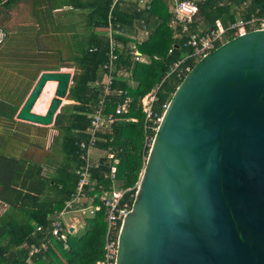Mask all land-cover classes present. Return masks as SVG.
<instances>
[{"label":"water","instance_id":"obj_1","mask_svg":"<svg viewBox=\"0 0 264 264\" xmlns=\"http://www.w3.org/2000/svg\"><path fill=\"white\" fill-rule=\"evenodd\" d=\"M55 82L44 113L33 111ZM72 83L42 71L15 118L49 126ZM115 264H264V29L195 62L163 111Z\"/></svg>","mask_w":264,"mask_h":264},{"label":"trees","instance_id":"obj_2","mask_svg":"<svg viewBox=\"0 0 264 264\" xmlns=\"http://www.w3.org/2000/svg\"><path fill=\"white\" fill-rule=\"evenodd\" d=\"M13 1L6 0L4 5H10ZM68 2L75 9L87 10V32L75 44L76 51L68 58L77 68L67 94V98L73 102L63 106V111L54 120V126L60 132L62 156L52 165L54 154L50 150L46 157L51 161L46 162V165L52 169L43 174L44 164L0 152V202L7 205L5 212L0 215V264H24L27 259L32 264H96L104 257L106 222L103 206L93 216L84 219L80 232H66L65 240L51 235L53 218H50V215L61 210L64 201L76 190V170L82 163L80 154L83 151L79 144L87 139V115L92 112L100 91L96 83L104 76L101 66L106 60L108 39L94 29L106 26L109 17H112L114 23H119L120 28L125 27L127 31H133L134 23L143 19L146 25H137L145 26L150 31L147 38L137 45L138 50L148 57L147 62H132L129 50L124 47L119 50V68L123 72H130L133 84L129 83V77L114 76L110 86L111 94L120 90L132 102L129 113L119 116L121 120L114 125L112 135L106 134L107 141L97 144L100 148L108 149L111 146L120 158L117 168L118 185L128 188L121 204L126 202L131 206L133 202L150 147L146 145L145 136L147 133L153 138L155 134L145 130V115L140 105L137 106V101L157 86L152 109L162 113L163 104L169 102L176 87L187 74L185 67L192 68L195 64V59L190 57L181 62L175 71L171 70L175 62L192 52V48L184 45L185 38H173L168 24L171 15L165 0H150L149 8L140 11L131 8L132 5L123 6L122 0L113 7L112 0ZM198 5V16L203 23H193L192 29L202 33L214 28L217 19L224 26L235 21L237 10L240 9V15L244 19H249L252 14L264 16V0H200ZM116 37L124 44L130 41L125 36ZM171 46L172 50L169 52ZM120 96L121 94L110 96L105 112L114 111L122 99ZM10 102L13 103L11 99L0 98V117L14 122L13 117L19 105ZM127 116H133L136 120L125 121ZM148 140L151 141L150 138ZM91 171L99 183L102 182L105 187L110 185V180L104 177V173L109 171L107 166L101 165ZM96 191L100 192L98 189ZM41 244L46 247L41 248ZM34 248H38L37 251L29 254Z\"/></svg>","mask_w":264,"mask_h":264},{"label":"built area","instance_id":"obj_3","mask_svg":"<svg viewBox=\"0 0 264 264\" xmlns=\"http://www.w3.org/2000/svg\"><path fill=\"white\" fill-rule=\"evenodd\" d=\"M4 1L6 0H0V3H3ZM118 1L121 0H113L112 6L118 3ZM198 1L200 0H170L169 2V12L171 17L168 24L172 29L173 38H185L186 40L184 41V45L192 48L191 53L187 54L182 60L177 61L172 65V71H175L180 66L181 62L187 58L193 57L194 59H199L206 53L214 50L220 44L229 40L230 37H235L250 30L264 29V16L257 17L252 14L249 19L241 17L239 19H235L233 22H228L226 26H224L222 22L217 19L215 21L214 28L206 29L205 33L196 31L192 29V25L197 22L196 20L199 14ZM133 2L136 3L139 9L149 8L150 1L148 2V0H133ZM111 27L112 25L109 24L108 29ZM145 33L147 35L148 30L145 31ZM2 36L3 31L0 30V43ZM108 38V59L101 66V71L104 76L100 82L98 81L96 83L97 86L100 87L99 95L93 105L92 112L87 115L88 127L86 130L88 132V137L85 141H81L80 143V148L83 151L80 154L82 163L76 170L78 183L75 192L70 196V198L64 201L63 210L60 213L81 212L91 217L99 211L102 206L104 207L106 222L103 247L104 257L96 264H115L118 231L123 217L128 213L131 207L126 202L123 204L120 203L124 193L128 190V188H122L117 185V168L120 163V158L116 155V152L112 150L111 146H109L108 149L97 146L99 141H107L106 134L112 135L114 125L121 120L119 116L129 113L132 102V99L128 96L124 97L126 93L121 92L120 90L111 94L112 91L110 86L112 85L113 77L117 75L127 77V72H123L119 68L118 53L119 50L123 48V45L116 41L112 32L108 33ZM141 42L142 41L138 39L137 45ZM130 47V54L133 61L147 62L144 54L137 49L136 45L132 44ZM171 50L172 46L169 49V52H171ZM185 70L189 71L190 67L186 66ZM157 88L158 87L155 86L137 101V106L140 105L139 107L145 115V130L153 132H156L163 114V112H154L152 109L156 100ZM114 94H121L120 97H122V99L115 106L113 112H105L107 103L111 99L110 96ZM167 104L168 103L163 104V111L167 107ZM124 120L135 121L136 119L133 116H127ZM148 138H150L151 141L153 139L146 133V145L151 144V141H149ZM97 148H99V153L95 151ZM101 165L109 168V171L104 173V177L110 180V185L108 187H105L106 185L102 182L99 183L93 177V173L91 171V169H97ZM96 189L100 192L96 191ZM95 200L98 202L95 203ZM37 229H39V226H37ZM66 232H68V225H64L59 218L53 219L51 235L65 240ZM45 247V244H41V248ZM37 249L38 248H34L29 254L37 251ZM24 264H30L29 259H27Z\"/></svg>","mask_w":264,"mask_h":264},{"label":"rangeland","instance_id":"obj_4","mask_svg":"<svg viewBox=\"0 0 264 264\" xmlns=\"http://www.w3.org/2000/svg\"><path fill=\"white\" fill-rule=\"evenodd\" d=\"M240 10H237L236 19L241 18ZM60 13L61 12H59L57 15H59ZM56 19H62V17ZM196 21L198 24L203 23L202 19L199 16L197 17ZM29 29H34V27H21L19 28V31L28 32ZM134 30L128 31V33L126 34L131 38L130 40L133 45L137 46L136 38L143 36L144 33L141 32L143 33L141 34L138 30V33L134 34ZM18 37L20 38H17V40L11 38L13 40H8L6 42L4 46L6 50H0L1 54L6 53L8 48L20 50L23 49L25 43H28V47L24 50L25 52L21 56H18L17 60H14L11 57L10 59H7L8 63L6 65L8 69H0V81L2 82L7 76L11 81L9 85H16V87L8 90H0V98L5 97L6 100L11 99L12 101L13 99L19 100L20 98H23L34 84L37 71H40L43 68H58L60 65H64L63 67L59 68V70L69 71L72 76L74 72L77 71L75 64L71 63L68 60V58L76 51V47L74 48V46H71L72 44L69 43V40L65 41V39L61 37L60 39L58 38V41H56L55 39L57 38L53 36V42L49 44V46H46L44 42L42 45H40L36 39V36L21 34ZM18 40L21 41L19 42ZM61 44H63V46ZM144 56L148 61V57L146 55ZM197 60L198 59H195V62H197ZM3 72H7V74H4ZM55 84V82H50L46 86L41 96L38 98L36 102L37 104H35L36 106H34L35 108L33 107L35 112H45L50 99L53 96ZM6 93H8V95ZM72 102L73 101L68 99L66 96L62 101L61 107L57 110L55 117L61 112V110L63 111V109H61L63 106H67ZM10 130L11 132H9ZM11 133L13 134L12 136H14L16 139L10 138L9 142H7L8 146L6 148H10L12 152L8 154H17V157H25L44 164L43 174L52 169L51 167L46 165V162L48 163L49 161H51L46 157L49 155L50 150L54 154L51 161L52 165L56 164L61 159L62 152L59 145L61 141L60 132L54 126V122L49 126H42L22 121L13 126L0 118V140H2L3 136L7 137V135ZM3 144L5 145L6 143ZM0 148L3 149L5 147L1 145ZM66 217L75 218V221L77 220L78 223H75V221H72V223L75 226H78L76 232H80L81 229L79 227V224H84V219L89 216L81 212H76L67 213Z\"/></svg>","mask_w":264,"mask_h":264},{"label":"crops","instance_id":"obj_5","mask_svg":"<svg viewBox=\"0 0 264 264\" xmlns=\"http://www.w3.org/2000/svg\"><path fill=\"white\" fill-rule=\"evenodd\" d=\"M65 1L66 0H14L10 5H7V6L4 5V3L6 1H4L3 3H0V20H1L0 30L3 31V36L1 37V43H0V50L1 49L6 50L4 48L6 42L8 40H13V39L17 40V38H20L18 36L21 34L36 36V39L39 42V44L42 45L44 42L46 46L47 45L49 46V44H51L53 42V39H54L53 36L55 38H57V39H55L56 41H58V38L60 39L61 37H63L65 39V41L69 40L70 41L69 43L72 44L71 46H74V48H75L76 47L75 44H77L78 41L83 39V37H85L86 32H87V30L85 28V13L87 12V10L75 9L70 5L68 0L66 2ZM130 1L133 2V0H122V2H124L123 6L132 5L131 8H134L136 11L144 10V9H139L137 7L136 3H134V2H133V4H131ZM149 1L150 0H148V2ZM165 2L167 4L168 11H169L170 0H165ZM112 4H113V0H112ZM59 12H61V13L59 15H57ZM60 17H62V19H56V18H60ZM139 21L140 22L134 23V25H135V27H134L135 33L134 34L138 33V30L140 33L143 32L144 34L141 33V34H143V36L136 38V41L138 39L143 41L147 38L149 32L146 35L145 31H147V28L145 26H143V27L139 26L142 23L145 24L144 20L140 19ZM109 24L112 25V27L109 28L110 30L108 29ZM137 24H139V25H137ZM117 25H119V23H114L113 19L111 17L110 20L108 19L106 26L97 27L94 29V31L98 32V34L103 35V37L107 38L108 42H109L108 33L112 32V35L116 39V41L120 42L123 45L124 49L129 50L128 53L130 55L131 61L135 62L132 60V56L130 54V49H131L130 46L133 44L131 42V40L127 44H124L122 41H119L116 37V36L128 37L126 34V33H128V31L125 27H123L125 29L124 30V29L120 28V25L119 26H117ZM26 26L27 27L33 26L34 29H29L28 32L25 30H24L25 32L19 31V28L26 27ZM48 37H50V38H48ZM11 38H13V39H11ZM128 38H130V37H128ZM18 41L20 42L21 40H18ZM61 45L63 46V44H61ZM27 47H28V43H25L23 46V49L16 50V49L8 48L6 53H3V54L0 53V69L1 70L8 69V67L6 65L8 63L7 59H10V57H11L14 60H17L18 56H21L25 52L24 50ZM107 51H108V48H107ZM107 59H108V56H106V60L104 62H106ZM2 61H4V62H2ZM118 61H119V59H118ZM63 66L64 65H60L58 68H56V67L55 68H43L40 71H37V73H36L37 75L35 77V80L37 79L39 73H41L42 71H45V70L62 71V70H59V68H61ZM3 73L7 74V72H3ZM127 77H129L128 78L129 83L133 84L132 78L130 76V72H127ZM10 82H11L10 79H8V77L6 76L2 82L0 81V90H6V89L8 90V89H11L13 87H16V85L15 86L9 85ZM29 91L27 92V94L29 93ZM27 94L23 98H20L19 100L13 99V103H11V102L10 103L14 104V105H19V108H20V106L23 103ZM15 115H16V113H15ZM15 115L13 117L14 122H10L8 120H5L2 117H0V118L3 119V121L8 122L11 125L15 126V125H17V123L22 122L20 120H17L15 118ZM9 132H11V130ZM86 133H87V137H88L87 130H86ZM12 135L13 134L11 133V134H8L7 137L3 136L2 140H0V147H1V145L5 147L3 149L0 148V152L5 153V154L12 153L10 148H6L8 146L7 142H9L10 138L16 139ZM0 138H1V136H0ZM103 142L104 141H99V143H103ZM3 143H6V144L4 145ZM79 147H80V144H79ZM95 151H97L99 153V148H97V150L95 149ZM14 155L17 156V154H14ZM63 205H64V203H63ZM6 209H7V205L0 202V215L3 214ZM62 210H63V206L59 212L54 213L53 215H50V218L51 217L53 219L59 218L64 223V225H68V233L74 234L78 228L77 225L75 226L72 223V221H75V218L66 217L67 213L60 214L62 212ZM68 213H74V212H68ZM75 223H78L77 220L75 221ZM79 225H80L79 227L81 229L84 224L82 223V225L81 224H79ZM30 264H32V263L30 262Z\"/></svg>","mask_w":264,"mask_h":264},{"label":"bare ground","instance_id":"obj_6","mask_svg":"<svg viewBox=\"0 0 264 264\" xmlns=\"http://www.w3.org/2000/svg\"><path fill=\"white\" fill-rule=\"evenodd\" d=\"M49 83H50V82H48V83L46 84V86H47ZM46 86H45V88H46ZM45 88H44V89H45ZM36 104H37V103H36ZM35 106H36V105H35ZM34 108H35V107H34ZM33 111H34V109H33ZM34 112H35V111H34ZM38 113H40V112H38Z\"/></svg>","mask_w":264,"mask_h":264}]
</instances>
